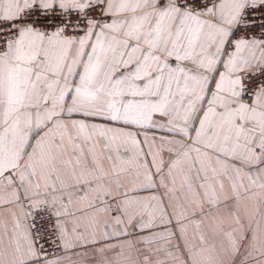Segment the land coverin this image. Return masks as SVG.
Returning <instances> with one entry per match:
<instances>
[{"label":"snow or ice","instance_id":"snow-or-ice-1","mask_svg":"<svg viewBox=\"0 0 264 264\" xmlns=\"http://www.w3.org/2000/svg\"><path fill=\"white\" fill-rule=\"evenodd\" d=\"M0 264H264V0H0Z\"/></svg>","mask_w":264,"mask_h":264}]
</instances>
